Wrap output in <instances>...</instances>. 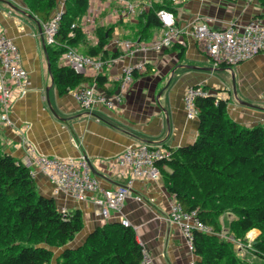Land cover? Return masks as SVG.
Segmentation results:
<instances>
[{"label": "crops", "instance_id": "crops-1", "mask_svg": "<svg viewBox=\"0 0 264 264\" xmlns=\"http://www.w3.org/2000/svg\"><path fill=\"white\" fill-rule=\"evenodd\" d=\"M178 1L175 18L180 27L197 15L209 18L213 28H224L229 23L243 25L252 18L264 22V8L257 0ZM22 10L28 12L22 0H0V30L17 45L28 79L25 94L19 96L15 87L12 90L11 124L0 120V148L15 159L23 160L28 145L51 156L84 155L100 188L124 184L130 174L125 168L112 167V159L127 146L145 142L175 148L195 139L198 120L197 117L187 118L183 94L187 86L197 84L217 98L226 99L228 116L237 123L264 126V53L230 66L213 65L195 40L185 34L183 41L178 42L181 49L167 46L160 51H138L103 68L104 89L96 86L101 92L111 94L119 91L121 69L125 64L146 62V69L132 76L114 109L102 105L85 109L79 106L72 90L59 94L51 83L41 27L36 18L28 17ZM89 17L93 18L95 26L119 21L113 26L107 46L115 36L125 38L131 34L128 23L136 22L135 14H127L115 0H89L82 19L87 21ZM160 30L152 29L149 40L160 34ZM59 63L65 64L62 56ZM32 172L39 193L53 197L59 208L81 211L84 225L73 243H69L71 246L80 243L97 225L123 217L129 221L136 240L147 249L154 264H187L192 258L180 228L167 219L174 198L160 175L155 180L131 179V195L120 210H110L109 216L103 217L93 203V198L100 197L98 190L77 200L59 190L36 167H32ZM135 195H140L141 200ZM232 216L226 213L220 220L224 223ZM251 231L252 238L259 233L258 229Z\"/></svg>", "mask_w": 264, "mask_h": 264}, {"label": "trees", "instance_id": "trees-1", "mask_svg": "<svg viewBox=\"0 0 264 264\" xmlns=\"http://www.w3.org/2000/svg\"><path fill=\"white\" fill-rule=\"evenodd\" d=\"M130 1L135 5L136 22L128 23L131 34L125 38L140 41L149 40L152 29H161L157 10L175 15L179 2ZM22 2L40 25L62 4L54 41L45 44L58 93L89 82L104 89L102 70L89 76L60 64L59 58L68 47L82 48L90 56L116 55L106 44L119 21L97 23L91 34L95 41L81 23L89 0ZM257 2L264 8V0ZM169 47L181 49L182 45L173 42ZM195 105L196 137L191 143L167 147L169 159L156 162L160 177L182 209L195 211L212 230H192L198 264H264V126L237 123L228 116L227 100L209 92L196 97ZM226 213L233 216L222 223L220 217ZM83 225L79 209L62 212L53 197L39 193L28 167L0 148V264H140L142 246L131 226L107 221L71 246ZM252 229L259 233L247 241Z\"/></svg>", "mask_w": 264, "mask_h": 264}, {"label": "built area", "instance_id": "built-area-1", "mask_svg": "<svg viewBox=\"0 0 264 264\" xmlns=\"http://www.w3.org/2000/svg\"><path fill=\"white\" fill-rule=\"evenodd\" d=\"M115 1L123 7V11H126L127 14L134 13L135 5L132 1ZM61 12L62 4L60 3L59 8L54 11L52 16L41 24L45 44L54 41ZM156 15L161 22L160 34L148 41L114 37L111 39L110 46L106 45L108 49L116 52L114 56L111 54L105 58L100 55L90 56L72 47H68L61 56L65 60V64L74 71L92 76L124 56L149 49L160 51L173 42H182L185 34L195 40L213 65L230 66L249 59L257 53H264V22L260 18H252L243 25L229 23L224 28H213L209 25V18L201 15L193 17L184 27L177 24L175 15L170 10L159 9ZM81 20L84 31L89 34V22L85 25L83 23L85 20ZM92 38L95 40L94 37ZM145 63V61H136L122 67L119 91L116 93H103L93 82L90 85L72 89L73 96L81 108L91 109L96 105H102L114 109L121 100L122 91L129 84L134 73L143 72L146 69ZM14 87L18 89L19 96L26 93L28 88L27 71L21 63L17 45L0 30V120L4 124H11L9 112L11 111ZM205 95H208V91L202 85L186 87L183 101L187 118L197 117L195 98ZM23 141L25 142V140ZM26 151L21 162L28 167L32 176V167H36L48 176L59 190L77 200H83L88 192L98 190L100 197L93 198V203L98 207V212L103 217H108L110 210L116 212L120 210L124 200L131 195V179H157L160 173L156 162L162 159L168 160L170 157L169 149L161 144L140 142L129 145L114 156L112 167L127 169L130 179L114 188H100L98 179L92 173L86 156H51L40 153L31 145L26 147ZM134 197L141 200L140 195ZM60 210L67 211L64 207H61ZM167 219L178 225L185 239L187 250L192 255L187 264H198L193 247L192 230L211 233V228L196 217L195 211H184L179 202L174 199L169 205ZM119 222L124 226H131L126 218L120 217ZM229 239L232 238L229 237ZM141 253L140 264H154L149 252L143 246Z\"/></svg>", "mask_w": 264, "mask_h": 264}, {"label": "rangeland", "instance_id": "rangeland-1", "mask_svg": "<svg viewBox=\"0 0 264 264\" xmlns=\"http://www.w3.org/2000/svg\"><path fill=\"white\" fill-rule=\"evenodd\" d=\"M59 1H62V0H59ZM60 3V2H59ZM89 22V28H93V26H95V21L93 20V18H91V17H89V19H88V21H84L83 23H88ZM40 27H41V25H40ZM42 29V28H41ZM42 32V31H41ZM91 32H93V29H89V35H90V37L92 38V36L93 35H91L92 33ZM116 37H118V36H115V38ZM119 38H121V37H119ZM92 40H93V38H92ZM109 46H110V43H109ZM79 50V52H83V49L82 48H79L78 49ZM254 231V230H253ZM253 231H251V232H248V234L246 235V236H249V238H248V240L247 241H251V239H253L251 236H250V233H252ZM219 235H221V236H225V233L224 232H220L219 233ZM227 237L229 238L230 237V235H227ZM247 238V237H246ZM76 240H77V237H76ZM72 243H73V241H72ZM238 247H242V245H237ZM241 250H239L240 252H244L243 250H242V248H240ZM56 250V249H55Z\"/></svg>", "mask_w": 264, "mask_h": 264}, {"label": "water", "instance_id": "water-1", "mask_svg": "<svg viewBox=\"0 0 264 264\" xmlns=\"http://www.w3.org/2000/svg\"><path fill=\"white\" fill-rule=\"evenodd\" d=\"M24 12L25 15H27L28 17L30 18H33L35 19V17L33 15H31L29 12L25 11V10H22ZM37 24L39 25L40 27V23L36 20ZM40 32H41V28H40ZM41 39H42V43H43V47H44V50H45V43H44V39H43V35H42V32H41ZM47 56V55H46ZM47 68H48V71L50 73V80H51V83H53V77L51 75V72H50V65H49V61H47ZM234 91V89H233ZM160 93V92H159ZM243 103V102H242ZM247 104V103H246ZM247 105H250L249 103Z\"/></svg>", "mask_w": 264, "mask_h": 264}]
</instances>
